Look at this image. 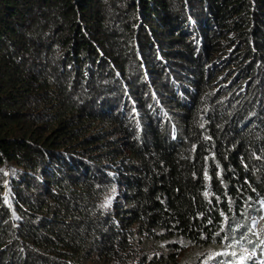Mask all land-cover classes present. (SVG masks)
<instances>
[{
	"label": "trees",
	"instance_id": "1",
	"mask_svg": "<svg viewBox=\"0 0 264 264\" xmlns=\"http://www.w3.org/2000/svg\"><path fill=\"white\" fill-rule=\"evenodd\" d=\"M140 60L176 81L128 115ZM263 207L264 0H0V264L258 254Z\"/></svg>",
	"mask_w": 264,
	"mask_h": 264
},
{
	"label": "rangeland",
	"instance_id": "2",
	"mask_svg": "<svg viewBox=\"0 0 264 264\" xmlns=\"http://www.w3.org/2000/svg\"><path fill=\"white\" fill-rule=\"evenodd\" d=\"M117 17L119 16L118 12L116 11H113L111 16L107 17L106 22L108 23L109 27L116 26L118 24L116 21ZM46 56L48 55L46 54ZM42 61L43 60L40 59L41 63H43ZM141 62L143 61L140 60V62H138L135 67H131L126 74V78L128 79V81H130L131 83L137 82L136 86L128 87L127 82H124L121 78L119 79L118 83V85L123 90L122 96L118 100V104H123V106L128 109V115L130 114V112H138L135 104L138 102H136L135 97L141 100L149 101L153 105H156V103L159 106L164 105L166 101L160 100L161 97L158 93H156V89L162 93L165 86H169L171 84L172 86H174V83L170 82V79L173 80V82L176 81L174 78L175 76L172 74V72L161 66L159 62H150V64L153 65L151 67H145V64H142ZM146 65L148 64L146 63ZM147 69L150 71H148ZM179 74H181V72ZM155 76L160 77L159 79H157L160 81L166 79V85L163 86L162 84H159L157 80H155ZM126 87H128L129 89L127 90ZM165 99L167 101L170 100L169 98ZM105 100L106 98L104 99V101ZM166 117L169 118L167 122H172L171 118L168 117L167 114ZM120 199L121 194L116 188H114L106 198V201L103 203L104 210H111L113 201ZM11 212L15 213L14 209H12ZM262 230H264V207L257 217L253 216V220L250 222V229H247V231H249L252 235H261ZM262 239L263 251L257 254L256 250H251V247L246 243L243 236H229L227 244H225L224 248L221 251H207L202 254L201 258L197 256L194 264H264V236L262 237Z\"/></svg>",
	"mask_w": 264,
	"mask_h": 264
}]
</instances>
